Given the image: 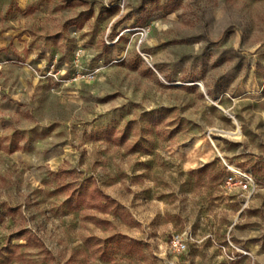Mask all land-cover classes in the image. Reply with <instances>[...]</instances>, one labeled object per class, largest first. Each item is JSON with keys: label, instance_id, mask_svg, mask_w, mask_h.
<instances>
[{"label": "rangeland", "instance_id": "374dc122", "mask_svg": "<svg viewBox=\"0 0 264 264\" xmlns=\"http://www.w3.org/2000/svg\"><path fill=\"white\" fill-rule=\"evenodd\" d=\"M21 2L0 6V264H264V0Z\"/></svg>", "mask_w": 264, "mask_h": 264}, {"label": "built area", "instance_id": "2783aa9c", "mask_svg": "<svg viewBox=\"0 0 264 264\" xmlns=\"http://www.w3.org/2000/svg\"><path fill=\"white\" fill-rule=\"evenodd\" d=\"M124 0H116V3L123 6ZM140 41V39H139ZM84 76L90 79L93 76V72L85 73ZM230 173L226 177L228 183H234L241 189H246L252 182V176L250 173L243 171L237 167H228ZM171 246L176 250H181L185 247V243L181 240L178 235L171 240Z\"/></svg>", "mask_w": 264, "mask_h": 264}, {"label": "crops", "instance_id": "0c3cea01", "mask_svg": "<svg viewBox=\"0 0 264 264\" xmlns=\"http://www.w3.org/2000/svg\"><path fill=\"white\" fill-rule=\"evenodd\" d=\"M13 1L14 3H16L18 6H21L22 5V2L21 0H0V6H5L7 5L8 6V3ZM244 5V3H242L239 7H242ZM229 13L231 14V19L234 20L236 18V13L235 12H232V11H229ZM235 14V15H234Z\"/></svg>", "mask_w": 264, "mask_h": 264}]
</instances>
